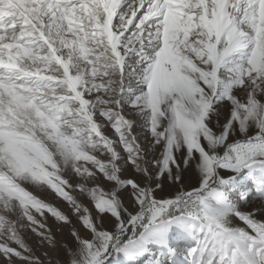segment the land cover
Here are the masks:
<instances>
[{"label": "snow or ice", "instance_id": "6c2138e0", "mask_svg": "<svg viewBox=\"0 0 264 264\" xmlns=\"http://www.w3.org/2000/svg\"><path fill=\"white\" fill-rule=\"evenodd\" d=\"M0 264H264V0H0Z\"/></svg>", "mask_w": 264, "mask_h": 264}, {"label": "rangeland", "instance_id": "374dc122", "mask_svg": "<svg viewBox=\"0 0 264 264\" xmlns=\"http://www.w3.org/2000/svg\"><path fill=\"white\" fill-rule=\"evenodd\" d=\"M137 122H139V121H137Z\"/></svg>", "mask_w": 264, "mask_h": 264}]
</instances>
